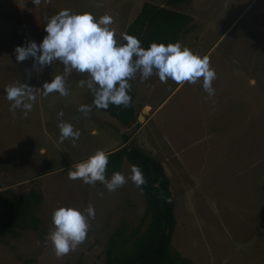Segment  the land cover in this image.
I'll return each mask as SVG.
<instances>
[{
    "label": "rangeland",
    "instance_id": "374dc122",
    "mask_svg": "<svg viewBox=\"0 0 264 264\" xmlns=\"http://www.w3.org/2000/svg\"><path fill=\"white\" fill-rule=\"evenodd\" d=\"M146 2L193 16V28L179 43L209 57L216 72L214 95L203 89V78L195 84L170 78L162 83L153 74L141 82L138 72L129 81L134 106L140 114L150 109L140 127L128 128L98 111L91 90L78 85L87 73L73 70L66 77L69 95L45 97L43 83L63 74L64 65L54 61L37 71L34 58L16 59L15 48L40 44L47 18L63 9L89 12L96 19L111 15L110 27L121 43V34ZM24 82L36 95L26 117L22 108L11 110L5 92L7 85ZM82 104L92 105L87 116L78 110ZM61 120L81 132L78 140L60 142ZM124 134H132L129 147L161 161L171 179L178 222L175 251L190 264H264V0H192L174 6L166 0H41L39 5L0 0V190L43 193L34 209L39 230L0 235V264H104L115 230L146 228L147 202L131 179L110 192L100 182L68 178L73 162L98 149L107 153L119 147ZM131 166L125 159L126 178ZM89 203L96 215L89 220L87 239L57 258L46 239L54 228L53 211L60 206L83 211Z\"/></svg>",
    "mask_w": 264,
    "mask_h": 264
},
{
    "label": "clouds",
    "instance_id": "9594fccd",
    "mask_svg": "<svg viewBox=\"0 0 264 264\" xmlns=\"http://www.w3.org/2000/svg\"><path fill=\"white\" fill-rule=\"evenodd\" d=\"M50 3V0H47ZM36 5L41 0H34ZM114 23L113 17L107 13L96 19L92 13H76L70 9H63L47 18L45 31L47 35L40 44L30 41L26 46L15 48L16 59L23 62L29 57L34 58L33 67L40 71L44 66L59 61L64 65L63 74H57L51 82L45 81L42 86L43 95L59 92L61 96L69 95L66 88V77L75 70L87 73L88 79L78 81L80 87L87 86L91 90L93 104L98 109H107L110 104L132 106L129 95L131 84L139 72L141 82L153 74L158 75L162 83L170 78L177 84L189 82L195 84L203 78V89L214 95L212 82L216 72L210 67L208 56L201 57L181 43L152 42L146 49L141 41L127 32L122 33L123 41L118 43L115 32L110 27ZM30 75V73H29ZM6 98L12 102L11 110H24L25 117L32 110L36 101L35 88L28 83H12L5 87ZM87 116L92 105L82 104L78 109ZM60 117L63 112L58 113ZM60 142L71 138L78 140L81 132L74 129L71 123L60 121ZM108 154L103 150H96L87 159L75 163L68 170L70 180H82L85 184H103L108 191H115L123 187L128 179L141 188L147 183L142 169L138 165L131 166V176L126 178L121 172H115L110 179L105 176L108 165ZM159 187V184H156ZM164 194L161 193L163 198ZM170 202V200H169ZM95 207L89 205L83 210L75 206H60L52 213L54 228L46 237L50 240L55 255L61 258L87 239L90 219H95Z\"/></svg>",
    "mask_w": 264,
    "mask_h": 264
},
{
    "label": "trees",
    "instance_id": "16d2710c",
    "mask_svg": "<svg viewBox=\"0 0 264 264\" xmlns=\"http://www.w3.org/2000/svg\"><path fill=\"white\" fill-rule=\"evenodd\" d=\"M192 0H166L168 6L187 3ZM193 16L165 5L146 2L136 18L129 24L126 32L141 41L148 48L152 42L176 43L182 34L193 28ZM126 43V41H121ZM132 106L110 104L102 111L117 119L123 126H141L140 112L134 106V92L131 88ZM93 102L94 96L92 94ZM96 107V106H95ZM97 108V107H96ZM132 134H124L122 147L108 151V165L105 176L121 172L125 159L131 165H138L147 181L142 186L147 202V210L142 224L149 218L146 228L143 225L127 232L126 226L112 234L104 264H190L189 260L173 249V235L177 226L175 200L171 189V179L161 161L148 155L137 147H129ZM159 184V187H156ZM161 193L164 194L163 198ZM43 200V193L36 188L20 194L11 188L0 190V235L18 236V229L39 230L41 220L34 209ZM170 200V202H169Z\"/></svg>",
    "mask_w": 264,
    "mask_h": 264
},
{
    "label": "water",
    "instance_id": "95a60500",
    "mask_svg": "<svg viewBox=\"0 0 264 264\" xmlns=\"http://www.w3.org/2000/svg\"><path fill=\"white\" fill-rule=\"evenodd\" d=\"M98 109V108H97ZM150 109V107L149 106H146V107H144L143 108V110H142V114H140L139 115V117H138V121L140 122V121H143L144 119H145V113H147L148 112V110ZM98 111H102L101 109H98ZM104 112V111H103ZM106 113V112H105ZM108 114V113H107ZM111 118H114V117H112L111 116Z\"/></svg>",
    "mask_w": 264,
    "mask_h": 264
},
{
    "label": "crops",
    "instance_id": "0c3cea01",
    "mask_svg": "<svg viewBox=\"0 0 264 264\" xmlns=\"http://www.w3.org/2000/svg\"><path fill=\"white\" fill-rule=\"evenodd\" d=\"M120 146H122V145H120ZM120 146H119V147H120ZM117 148H118V147H117ZM114 149H116V148H114Z\"/></svg>",
    "mask_w": 264,
    "mask_h": 264
}]
</instances>
